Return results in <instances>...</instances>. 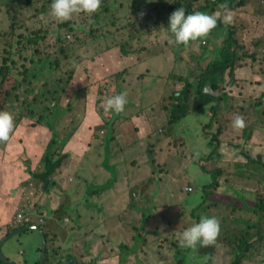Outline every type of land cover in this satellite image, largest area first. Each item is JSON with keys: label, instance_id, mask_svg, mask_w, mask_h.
<instances>
[{"label": "rangeland", "instance_id": "1", "mask_svg": "<svg viewBox=\"0 0 264 264\" xmlns=\"http://www.w3.org/2000/svg\"><path fill=\"white\" fill-rule=\"evenodd\" d=\"M246 1L253 2V11L247 7H242L240 12L232 13V25L227 24V27L221 29L216 25L205 37L192 40L189 45H185L170 44L168 42V35H164L162 32L163 28L166 29V25L156 28L159 32L157 37L149 38L141 34L140 38L133 40L129 38L130 28L134 24H138L139 20L142 23L137 26L138 29L141 28L140 32H142L145 25L151 27V22H155L156 19L159 22L161 20L167 22L171 13L169 12V0H102L100 8L95 13H75L65 21L58 20L50 15L51 0H20V3H15V8H11L10 11H8L7 6L12 4L11 0H0V62L5 57H9V53L12 55L11 64L14 63L13 58L16 57V63L10 65L9 71L5 73L9 77L5 85L14 83V78L18 76L19 71L25 72L32 69L30 74L32 76V86L30 85L32 90L27 92L24 97L32 105L34 104L29 108L39 111L42 106L40 105L41 107L38 109L39 105H36L35 100L30 98L29 95H36V92H39L36 96L44 94L46 97L48 93H55L57 100H61L62 112L54 108L56 114L54 125H57L61 138L73 137L86 124L87 115L92 114L95 116L97 114L99 123L94 127V136L97 137L95 141L100 146H103V141L105 148H107L115 137V144H112L114 149L111 150L114 156L132 154L135 156L134 162L137 158L140 161L146 160V154L150 156L151 152L146 151L149 147H147L145 135H152L150 139L154 143H156V140L159 141L158 146L152 149L155 156L161 151L170 152L172 155L158 154L155 157L158 163L153 161L145 162L144 165H140L139 162L134 163L126 172V175L129 174L128 178L141 177L138 184L131 186L129 190L126 189V201L140 200L138 211L134 215L133 213L126 214L128 218H126L125 226L128 227L123 230L124 235H117L118 231L114 227L107 228L108 232L105 231L107 236H103L99 243L90 245L89 249L79 253V259L77 260L79 264H92L94 260V264H96L98 259H106L107 256L110 257V261L115 262V258L120 257L122 253L120 246L123 244L131 246L133 243L137 245L136 252L130 254V252L123 251V254H126L122 256V263L125 260L124 264H205V258L190 254L188 250L178 246L176 233L191 223L197 222L199 219L195 218H199L201 214H209V211L212 213V215L209 214L210 216H216L220 221L221 234L219 233L216 239L220 242L216 247H214L216 241L207 247L204 246L202 251L204 248V251L209 249L215 253L216 251L222 252L220 256H216V254L211 256L212 260L209 261V264H234L237 257L222 256L238 244L235 238L239 233L247 231L246 223L250 222L251 225L257 223V215L251 209H256L258 199H264V0ZM192 2H190L191 6L196 8L198 4ZM199 3L201 4L202 1H199ZM104 6L111 8L105 13L102 9ZM97 14L100 15L99 21L92 23V17ZM67 22L73 23L76 31H69L72 26H64ZM230 27H232V31H230ZM90 32L95 34L96 37H92ZM33 33L41 36L39 51L36 55H33L28 46L21 49L18 44L19 36H30ZM144 33H153V30ZM67 34H69L70 41L65 39ZM231 34L233 35L232 38L238 41L236 50L233 48L237 52V61L240 60L241 56H244L241 63L249 69L250 73L254 74L256 79L250 76L249 97L251 101L249 99L246 101L236 99L232 95L229 97L236 100L235 102L228 100V103L233 105L232 115L233 117L236 114L242 116L244 127L237 128L234 136L230 134L229 136L226 134L222 136L221 134L219 140L225 135V142L238 139L240 144L243 142L246 145H244L245 147L243 145L238 147L237 150H234V153H232V150L227 153L221 148L222 145L217 147L218 142L210 143L208 139L202 138L206 126L210 132L217 131L216 128L210 125L211 118L208 117L209 111L206 110V106L210 108L214 105V102H212L214 99L203 97V101H200L198 107L190 104L180 109L184 114L187 113L185 117L187 121L184 123L178 124L177 122L171 125L168 124V121L171 114V104L175 101L171 97L172 94L175 91H182L187 80L192 81L193 78L200 77L203 73L202 70L207 66V60L212 56L209 53L206 55L205 60L199 62L198 56H200L203 49L207 47L213 50L216 46L225 44L228 42L226 39L229 40ZM153 39L157 42L156 48L150 47L148 50L143 51L146 48L145 44L153 42ZM201 40H204L205 44ZM123 47L124 53L121 49ZM195 48H198V50ZM6 50L10 52L6 54ZM122 55L127 56V60L118 65L116 59L122 58ZM252 56H255V59ZM41 58L46 60L41 63L42 67L39 70L36 64ZM89 58L93 59L89 60ZM31 59L35 60V64L31 62ZM138 59L146 61V67L142 63L135 66ZM197 60L199 65L196 66ZM198 66L200 69H198ZM79 72L83 73L82 77L76 75ZM3 76L4 74L0 75L1 78ZM209 77L211 79L207 81L215 83V77L212 74ZM235 78L241 80L244 86L249 87L247 83H244L243 76L235 74ZM95 80H99L101 85H87ZM124 85H126V90H124ZM91 86L92 92L90 93ZM144 87H148L151 99L144 98L141 103H138L142 107L147 101H150L151 106H154L155 111L153 113L155 115L151 119L149 131L146 133L143 128V132L146 133L143 135L145 144L142 146L138 144L134 149L131 148L132 153H130L128 148L131 143V134L122 128L125 120L124 115L132 114V110L126 111L127 106L125 105L124 110L116 114L110 110L106 111L103 105L109 96L124 92L127 102L130 101L129 107L133 108L131 99L135 97L137 100V95L132 96V94ZM242 90L243 88L234 95L245 96ZM259 100L262 102V108L260 109L255 104ZM24 102L25 100L21 102V105L24 106ZM53 102L51 101L50 106H53ZM234 103L236 108H234ZM225 104L227 105V103ZM90 105L91 107H89ZM163 107L168 109L169 113ZM241 107L244 109L242 110ZM238 108L242 111L236 110ZM47 114L52 115L50 120L52 123L53 112ZM113 114H116V117H113ZM228 114V112L222 113V116H224L222 117L224 121H222L220 118L221 111H219L215 121L224 124L225 127L230 119L229 116H225ZM164 117L168 119L166 120ZM13 118V132L10 134L8 141L0 142V162L2 157L6 155L7 149L13 157H17L23 148V143H28V140L23 138L24 133L29 132L31 126L40 122L38 115L27 116L21 120L19 119L20 114L17 113L16 117ZM195 120L205 121L198 128V125L194 122ZM44 122L49 124L46 120ZM139 122L140 120L137 121V123ZM45 123L35 127L41 126L50 133L46 144L49 146L53 141L54 134ZM176 126L178 128L184 126L186 132L182 134L180 129L176 134L174 131ZM246 127L253 131L248 139H244L245 134L243 137L241 136ZM163 129H165V132H162ZM210 132L209 135H213ZM119 135L128 143H126L125 153L123 154H119L117 151L116 144L120 139ZM182 136L186 139V145H183L181 149L178 145L182 143ZM108 139H111V141ZM100 140L102 144L99 143ZM11 143H14L12 148L8 146ZM191 145L197 151L195 155H204L201 151H205L207 145L210 149V152H208L209 157L212 150L216 148L224 155V160L219 161L212 168L206 167L207 171H216L217 169L223 171L218 177L219 187L215 191L212 190L213 193L209 197H205L206 194L204 196L203 187L212 181L210 173L202 171L195 162L184 161L194 152ZM238 151H240L239 155ZM213 156L210 157L212 160H214ZM171 157H173V161L168 164L166 159ZM229 158L232 159L226 160ZM251 160L256 164L252 163L247 167L238 165L248 163ZM99 161L100 159L97 163ZM182 161L187 164V168L181 165ZM118 171L121 170L118 169ZM168 176L173 177V179H168ZM169 180L172 182H168ZM165 187L168 193H171L169 187L174 189V193L180 196L181 202L187 200L186 203L192 208L189 214L191 211L197 210L196 207L201 203V197L206 208L199 212V217L193 218L189 215L187 218H179L178 215L184 205L183 203L181 205L178 198L172 200L169 194H162L161 191ZM187 187L192 189L188 191ZM69 204V201H66L62 209L71 212L72 207H69ZM168 204H171V206H168ZM80 209L77 213L82 211L84 215L82 217L78 216V218L80 225L84 226L87 211L84 208ZM196 215H198V211ZM149 216H152V220L149 224H146L148 219L145 221L144 217ZM72 217L70 215V221H72ZM168 221H172L171 226L167 224ZM60 222L63 225H69L65 222L63 216L60 218ZM150 225H155L154 229H147ZM260 227V230L256 229V236L257 239L259 236L263 239L257 242L255 248L259 244L264 245V219ZM77 233L75 232L74 236ZM250 233L253 234L254 231L252 230ZM81 236L84 237V230L78 234V238ZM10 239L11 241L3 251L4 254H8L14 247L15 249H12L15 251L13 256H21L26 264L27 262L28 264H35V261H41V256H43L41 249L43 248L44 252L46 243L41 231L37 229L25 231ZM135 239L136 242H134ZM80 242H82V239ZM79 244L81 250L85 248L84 244ZM220 245H222V248H219ZM180 252L183 253L179 254ZM255 252L257 254L255 264L257 261L264 262V260L260 261L258 259H264V249L259 248ZM176 254L179 255L176 256ZM26 260L28 261L26 262ZM245 260V264H249L250 257Z\"/></svg>", "mask_w": 264, "mask_h": 264}, {"label": "crops", "instance_id": "2", "mask_svg": "<svg viewBox=\"0 0 264 264\" xmlns=\"http://www.w3.org/2000/svg\"><path fill=\"white\" fill-rule=\"evenodd\" d=\"M174 1L175 0H171V2H169V8L170 5L174 3ZM248 2L249 3H244L243 5L238 7L237 10L232 9L231 13L240 12L242 7H247L251 11H253V6H254L253 2L251 1ZM192 3L200 4L199 1H193ZM217 11L222 16L225 10H217ZM169 12L171 11L169 10ZM155 28H159V26L156 25L151 26V29L155 31L153 33L144 34V36L149 38L157 37L159 32ZM162 32L164 35L167 34L165 28H163ZM167 35L169 36L170 34ZM156 43L157 42L153 39V42L149 44H145L146 48L143 51L148 50V48L150 47L156 48ZM126 60H127L126 57L116 59L118 65L121 62H125ZM141 63L144 67H146L145 65L146 61H141L139 59L136 60L135 66ZM170 63L172 65L171 61ZM236 75L243 76L244 83H247L249 87L244 86L241 80L239 81L236 78L237 84L234 85L231 89H229V91L231 92L234 98L242 99L246 101L250 99L249 97V90L251 88L250 76L254 77V74L250 73L249 69L246 66H243L242 68L236 70ZM198 78L199 76L193 78L192 81L191 80L189 81L192 83H196L198 81ZM92 84L93 85L95 84L97 86L101 85L99 80H95L87 85H92ZM210 85H211L210 82H207L204 85L203 91L204 90L209 91ZM242 88H243L242 91L244 92L245 96L234 95L236 93H239ZM90 90L91 93L92 86L90 87ZM124 90H126V85H124ZM195 98L196 96L191 95L188 100V105L193 104ZM216 100L212 101L214 102V105L218 103ZM228 100H231L233 102L236 101L233 98H229V97ZM133 102H137V101L133 99ZM228 104L229 107L223 101L220 104V111H221L220 118L222 119V117H224L222 116V113L224 112L229 113L228 115H225L230 117L229 122L227 123L228 125L225 124L226 126L224 127V124L218 122V124H216L215 126V128L218 130L220 125H222V128L220 129V135L222 134V136L223 134H226L227 136H229V134L231 136H234L235 132L237 131V128H234L231 123L233 119V115H232L233 105L230 103ZM89 107H91V105ZM234 108H236L235 103H234ZM130 109L132 110L133 113L124 115L125 120L123 122L122 129L130 132L131 134V143L129 144L130 146L128 148V152L132 153L131 148L134 149L138 144L140 146L145 144L143 135L146 134L151 127V119L155 115L153 113L155 109L154 106H151L150 101L146 102L143 107H141L137 103L135 104V106H133V108H130L129 105H127L126 111H130ZM163 109L165 110L166 108L163 107ZM206 110L209 111L208 106H206ZM236 110H241V109L238 108ZM166 111L169 113L168 109H166ZM87 117L88 119L84 127L81 128V130L78 131L75 135H73V137L68 141L66 146L62 149L63 154H68L69 157L64 159L61 167L54 176L53 179L54 184L52 185V189L46 192L41 207L37 206L38 210L28 215L29 219L32 221V224L27 227L39 226L40 228H42L41 231L42 236L44 237L45 235L44 241H46L47 248H49L50 251V261L48 264H79V262L77 261L79 259L78 256L79 253H83V251L90 248L89 247L90 245H96L97 243H99V240H102L103 236H107V234L105 233L106 230L108 232L107 228L114 227L118 231L117 235L119 234L124 235L123 230H125L128 227L125 226L127 220L126 218H128L126 214L133 213L134 215V213L138 211L139 208L138 204L140 202V200L126 201V193H127L126 189L129 190L131 186H135L136 184H138V181L141 178V177L128 178L127 176H129V174L126 175V172L134 165V163L137 164L139 162L140 165H144L145 162H150V161H153L154 163H158L155 160V157L158 154L162 153L163 155L166 156L167 155L172 156L170 152L166 153V151H161L157 153V155L155 156L152 149L153 147L158 146L157 144L159 141L156 140V143L152 142L150 139L152 138V135L149 136L145 135V141L147 147H149L146 149V151L151 152L150 156L146 154L147 156L146 160L140 161L137 158L134 162L135 156H133L132 154L123 155V156H119V155L114 156L111 153V150L114 149L112 144L113 143L115 144L116 138L114 137V139L109 143L107 148H105L103 141H102L103 146L98 145L97 142L95 141L97 137L94 136V127L99 123L98 122L99 117L97 114H95V116L92 114L87 115ZM208 117H210V113H208ZM164 118L166 120L168 119L167 117ZM138 120H140L139 123H137ZM205 120H195L194 122L196 123V125H198V128H200L203 121ZM186 121H187L186 119H182L181 121L178 122V124L184 123ZM222 121L224 120L222 119ZM143 128L146 130V133L143 132ZM180 129L182 134L186 132L184 126L183 128H178L176 126V129L174 130L175 133L177 134ZM162 132H165V129H163ZM49 134L50 133L46 129L41 128V126L38 127L31 126L29 128V132L24 133L23 138H26L28 140V143L27 144L23 143V148L20 151L19 155L17 157H13L11 152L8 151L7 149V151L5 152L6 155L3 156L1 159L0 247L2 245L1 247L2 251H5L6 246L11 241L10 238L13 239L17 235H19V234L13 235L9 237V239H7L5 243H3V241L7 238V236H10L13 232H15V229H18L12 226V222L18 216L19 212L27 207V205L25 206L27 201L26 196L22 195V193L24 192V194H26V190L28 189L32 190L30 188L29 183L33 180H31L32 179L31 174L28 173L25 163L29 162L32 167L41 166V160L44 158V155L48 147L46 144L49 138ZM168 137L169 139H171L170 136ZM202 138L205 139L204 134ZM225 140L226 139L224 135V137H222V139L219 140L220 143L218 147L222 145L221 148L224 149V151L227 153L229 152V150H232V153H234V150H237L238 147H242V145L243 146L246 145L243 142L242 144H240L238 139L229 140L227 142H225ZM181 142L182 143L178 145L179 148H181L183 145H186L185 143L186 139H184L183 136L181 137ZM99 143L102 144L101 140ZM126 143L127 141L125 139H122L120 136V139L117 141L116 144L117 151L119 154L125 153ZM13 144L14 143H11L8 146L12 148ZM160 146L162 147V145ZM192 147L194 148V152H192V154H190L188 158L185 159L184 161L189 163L195 162L202 169L203 166L199 162L203 156H208V152H210V149H208V145H207L205 151H201L204 155H195L197 151L195 150L194 146ZM239 153L240 151H238V155ZM213 157L214 160H212L211 158L209 162L203 163L204 167L212 168L219 161L224 160V155H222L221 152L219 151H217ZM98 159H100L99 163H97ZM230 159L232 158L226 160H230ZM166 160L169 164L170 161H173V157L167 158ZM181 165L187 168V164H185L183 161L181 162ZM118 169H120L121 171H118ZM202 171L204 170L202 169ZM168 179H173V177H169ZM33 182H35L37 186L41 184L37 180ZM168 182H172V181L169 180ZM169 190L171 191V193L170 192L168 193L167 188L165 187L161 192L162 194H169V197H171L172 200H174V198H178L179 201L181 202L180 196L174 193L173 191L174 189L169 187ZM66 201H69L70 203L69 207H72V210H70L71 212L62 209ZM186 201L187 200L185 199L183 202H181V205L183 203L184 206L181 209V213L178 215L179 218H187L189 216L190 209H192L190 208L189 204L186 203ZM168 206H171V204H168ZM80 208H84V210L87 211L84 220L85 223L84 226L80 225V220L78 218V216L82 217L84 215L82 211L77 213L78 209ZM70 215L73 216L72 221H70L71 219ZM62 216L64 217L65 222L69 225H63L60 222V218ZM147 219L148 221L146 222V224H149L150 221L152 220V216L144 217L145 221ZM168 222L169 223L167 222L166 223L169 226H171L172 221H168ZM154 226L155 225H150L147 227V229H154ZM31 229H32L31 231H34L35 228H31ZM37 230L40 231L39 228ZM82 230H84V237L81 236L78 238V234L81 233ZM75 232H78L76 236H74ZM47 233L50 236L49 239L46 236ZM219 233L221 234L220 231ZM81 239L82 242H80ZM219 242L220 240H217L216 243L214 244V247H216ZM79 243L84 244L85 248L81 250ZM219 248H222V245H220ZM252 248H254V245L250 248V250ZM12 249L15 248L12 247ZM12 249L9 251L8 254H4L6 255L5 258L11 260L12 262H15L16 264H26L21 256L19 257L13 256V253L15 251ZM185 249L188 250L190 254H196V256H203V254L211 252V250L209 249L208 251H204L205 250L204 248L202 251V247H200L199 244H197L195 248H185ZM216 252L218 253L219 256L222 255L221 251H216ZM226 252L228 253L225 255L223 254L222 257H231V256L235 257L234 255L229 254L230 250ZM246 252H248V250ZM42 259L43 256H41V261H35V264H42ZM115 259H116L115 262L110 261V257L107 256L106 259H101V258L98 259V263L96 264H118L119 262L118 257H116ZM27 261L28 260H26V262ZM0 264L3 263L0 261Z\"/></svg>", "mask_w": 264, "mask_h": 264}, {"label": "trees", "instance_id": "3", "mask_svg": "<svg viewBox=\"0 0 264 264\" xmlns=\"http://www.w3.org/2000/svg\"><path fill=\"white\" fill-rule=\"evenodd\" d=\"M191 1H202V3L199 5H197L196 8L192 7L189 3ZM12 4L8 5L7 7L9 8L8 11L11 10V8H15V3L18 4L20 3V0H11ZM227 3L228 8L230 10L232 9H236L238 7H240L241 5H243L244 3H249L246 0H175L173 4L170 5L169 10L172 12L174 11L176 8L183 6L185 8L186 12H192V11H196V10H201V11H207L209 13H213V12H218L217 10H225L224 8L221 7L222 4ZM111 7H107L104 6L102 9L103 11L106 13L108 12V10ZM101 9V10H102ZM143 17V16H142ZM100 15L97 14L96 16L92 17L91 22L93 23H97L99 21ZM139 18V17H137ZM155 22H151V26H162V25H167V22L165 21H160L159 20H154ZM141 23L140 20L138 22V24ZM144 23V22H143ZM219 23V24H218ZM218 23L217 25L219 26V28H225L227 27V25L222 24L219 19H218ZM138 24H134L133 27L130 28L129 30V38L136 39L138 38L141 34H147L144 32H152L150 26H143L142 32L141 28L138 29L137 26ZM142 24V23H141ZM231 25L233 24L232 22L230 23ZM112 25V22H111ZM144 25V24H143ZM64 26H72L69 28V31H76V27L73 26V23L71 22H67ZM81 28V27H79ZM232 27H230L231 29ZM156 29V28H155ZM155 30H153L154 32ZM232 31V29L230 30ZM71 34V33H69ZM69 34H67L65 36V39L67 41L69 40ZM92 37H96L95 34H92V32H90ZM233 35L231 34L229 36V40L228 38L226 39L225 44L222 45H218L216 46L213 50L209 49L207 47H205L203 49V51L201 52L200 56H198L199 62L205 60L206 55L207 54H212V56L207 60V66H205V68L202 70L203 73L200 75V77L198 78V81L196 83H192L190 81H186L185 86L183 88V90L177 91L174 94H172V98H174V102H172L171 104V114L169 116V121L168 124L174 125L177 122L181 121L182 119H185L186 114L187 113H183L181 112L180 109H183L184 106L188 105V100L190 98L191 95L196 96L195 101H194V107H198V105L200 104V101H203V97H208L210 99H214L216 100L217 97V104L216 105H212L209 108V113H210V118H211V123L210 125L212 127L215 128L216 124H218L217 121H215V118L218 117V112L220 111V104L221 102H225L227 103V106L229 107L228 104V97H230L232 94L229 91V89H231L234 85L237 84V80L235 78V74H236V70L242 68L243 66H245L243 63H241V60L244 59V56H241L240 60H238L237 58V52H235L236 50V43L238 42L236 39L232 38ZM18 44L20 46L21 49L26 48L27 46L30 48V50L33 52V55H36V53L38 54L39 51V45L41 43V36L40 35H36V34H32L30 36H24L21 35L18 37ZM140 38V37H139ZM63 39V40H65ZM196 40H199L198 38ZM203 41V40H201ZM192 41H190L187 45H189ZM202 45V43H201ZM203 46V45H202ZM23 47V48H22ZM235 48V50L233 49ZM122 52L124 53V47L121 48ZM196 50H198V48H195ZM6 54H8L10 51L6 50L5 51ZM65 52V51H64ZM123 57H127L122 55ZM5 57V56H4ZM253 59H255V56H252ZM93 58H89V60H92ZM42 60V58H41ZM39 60L37 65V69L41 68V63L45 62L46 59L44 60ZM12 55L11 53H9V57H5L1 62H0V75L4 74L3 78L0 77V111H4L7 112L11 115H14L13 117H16V114L19 113L20 114V118L19 119H23L27 116H35L38 115L39 116V124H34L33 126L36 125H40V124H44V120H46L49 124H47L49 126V128L52 130L53 134H54V138L53 141L51 142V144H49V146L47 147L46 153L44 155V158L41 160V166H36V167H32L31 164L29 162H26L25 165L27 167V171L29 174H31V180L33 181H38L39 183H41L40 185H38V189H39V195L41 197L35 196L34 192L32 190H26V194H24V192L22 193V195L26 196V203L28 204V199L31 197L33 199L34 205L37 207H41V204L44 200V196L46 194V192H48V190L52 189V185L54 184V176L56 175L57 171L59 170V168L61 167L63 161L65 158H68L69 155L68 154H63L62 149L66 146V144L68 143V141L70 140V138L72 136H68L67 138L63 139L60 136L59 130L57 129V125H54V118L56 116V114L54 113V108L57 111H61L62 112V107L60 105L61 100H57L55 93H48L47 96L45 97L44 94H40V96H36L37 94H39V92H36V95L30 94L29 97L35 100L36 105H39V108L41 107V110L37 111L36 109H31L29 108L30 106L32 107V103L28 102L26 100V98L24 97L27 92H30L32 90V88L30 87V85L32 86V76L31 74V70H26L25 72L19 71L18 72V76H16V78H14V83L12 84H7L5 85L7 79L9 78L7 75H5L6 72L9 71L10 69V65H14V63H16V57L13 58V62L12 63ZM31 62L33 64H35V60L31 59ZM198 64V60L196 63V66ZM199 65V64H198ZM195 67V65H194ZM198 69H200V67L198 66ZM40 70V69H39ZM213 75L215 77V83H210V89L209 91H203L204 85L209 81V79H211V77H209L210 75ZM76 75H78L79 77L83 76V73H76ZM38 76V75H37ZM37 76H35V78H37ZM22 77V79H21ZM208 80V81H207ZM183 81V80H181ZM219 82V83H218ZM222 84V85H221ZM138 92V93H137ZM148 87H144L136 92H134L132 94V96L137 95V100L135 99V97H133V99H135V101L137 102H131V104L133 106H135V104H139L138 102L141 103V100L144 98H148L151 99V96L148 93ZM133 99H131V101H133ZM24 106L21 105V102L24 101ZM251 101V99H249ZM51 101L53 102V106H50ZM148 102V101H147ZM261 100H259L258 102H256L255 104L257 105L258 109L262 108L261 107ZM130 104V101H128L126 103V106ZM41 105V106H40ZM143 107V106H142ZM125 108V107H124ZM23 109L24 111H19ZM241 109L243 110L244 108L241 107ZM51 113L53 112V121L52 123L50 122L51 120V116L47 113ZM117 114V113H116ZM116 114H113V117H116ZM253 119V118H252ZM21 120L19 121V124L21 122ZM19 126V125H17ZM222 128V125H220L219 129L216 132H210L208 131L209 128L206 126L203 130V134H204V138L208 139L210 143H215L219 141V135H220V129ZM209 132L212 133L213 135H209ZM253 133V131H251L248 127H246L243 130V135L245 134V138L244 139H248L250 137V135ZM110 136V135H108ZM109 141H111V139H108ZM214 145V144H213ZM212 145V146H213ZM218 147V146H217ZM218 148H216L215 150H212V154L210 155L213 156L214 153L217 151ZM209 156H203L202 159L200 160V164H202V169L205 172H209L211 177H212V181L208 184H205L203 187V192H204V196L206 194L205 197H209L212 195V190L215 191L218 187H219V182H218V177L220 176V174L223 173L222 169H217L216 171H207L206 167H204L205 162H209L210 158ZM255 163L254 161H250L248 163L245 164H238L241 167H247L249 166V164ZM256 164V163H255ZM30 180V181H31ZM29 181V182H30ZM31 181V182H33ZM30 182V183H31ZM29 183V185H30ZM209 190V191H206ZM203 198L201 197V203L196 207L197 210H193L190 212V217H199V212L201 210H203V208H206V205L204 203H202ZM217 206H219L218 204H216ZM257 206V207H256ZM256 209L251 211L253 213H255L257 215V223L251 225L252 223H246L247 225V231H244V233H239L236 238L235 241L238 242L237 245H235L234 247H232V250H230L229 254L234 255L235 257H237L234 260V264H245L244 260L247 259V257H250V262L249 264H255V261L257 259V254H256V250H258L259 248L264 249V245L263 244H259L256 248L255 245L257 244L258 241H261L263 239V237L259 236L257 239L256 236V229L260 230L261 227L259 228V225L261 223V221H263L264 219V199H258V202L256 204ZM198 211V215H196V212ZM208 212V211H207ZM209 214L212 215V213L209 211ZM209 214H201L199 218H195V219H200L203 216H210ZM259 222V224H258ZM32 221L29 223H26L25 227H27V225H31ZM22 228H25L23 226H21ZM20 229V227H19ZM18 229H15V231ZM254 231V233H250V231ZM140 232V230L138 231V233ZM255 235V236H253ZM47 238L49 239L50 236L47 233L46 234ZM257 239V240H255ZM254 240V241H253ZM134 242H136V239L134 240ZM146 243V242H145ZM254 245V248H252L250 250V248ZM201 247V246H200ZM122 253L120 255L119 258V262L118 264H124V261L122 263V256H125L123 254V251H127L130 252V254H132V252H136L137 249V245L136 244H132L130 245H121L120 246ZM248 250V252H246ZM43 251V248L41 249V252ZM183 252H180L179 254H181ZM129 254V255H130ZM136 255V253H134ZM179 254H176V256H178ZM216 254V256L218 255V253L216 252H208L203 254V256H200L204 259L205 264H209V261H211V256H214ZM260 261H263L264 259L262 258H258ZM0 261L3 264H10L8 263L1 255H0ZM50 261V251L49 248H47V257L45 260L44 264H48ZM246 261V260H245ZM95 263V260L92 262V264ZM181 263V262H180ZM260 262L257 261L256 264H259ZM260 264H264V262L260 263Z\"/></svg>", "mask_w": 264, "mask_h": 264}, {"label": "clouds", "instance_id": "4", "mask_svg": "<svg viewBox=\"0 0 264 264\" xmlns=\"http://www.w3.org/2000/svg\"><path fill=\"white\" fill-rule=\"evenodd\" d=\"M171 2V0H169ZM102 0H51L50 15L65 21L75 13H95L101 6ZM225 9L221 16L219 12L209 13L196 10L186 12L183 6L176 8L168 17L166 33L168 42L175 44H188L192 40L205 37L210 30L217 25L230 24L233 20L231 10L227 3L221 5ZM127 103L124 92L109 96L104 101V109L113 113H120ZM234 128H243L244 119L236 114L232 119ZM14 130V118L11 114L0 111V142L8 141ZM21 229V228H20ZM220 231V221L216 216H203L197 222H193L183 230L176 233L180 248H195L197 244L204 247L215 242Z\"/></svg>", "mask_w": 264, "mask_h": 264}, {"label": "built area", "instance_id": "5", "mask_svg": "<svg viewBox=\"0 0 264 264\" xmlns=\"http://www.w3.org/2000/svg\"><path fill=\"white\" fill-rule=\"evenodd\" d=\"M203 44H205V41L203 40L202 42ZM30 188L33 190L35 196H38V186L35 182H31L30 183ZM188 191H190L192 188L191 187H187L186 188ZM28 195V194H27ZM38 210V207H36L34 205V202H33V199L30 197L28 199V204H27V207L24 208L22 211L19 212L18 216L15 218V220L12 222V226L14 228H18L21 227V226H24L26 225V223H29L31 222V220L29 219L28 215L29 214H32V212L34 211H37ZM29 226V225H27Z\"/></svg>", "mask_w": 264, "mask_h": 264}, {"label": "water", "instance_id": "6", "mask_svg": "<svg viewBox=\"0 0 264 264\" xmlns=\"http://www.w3.org/2000/svg\"><path fill=\"white\" fill-rule=\"evenodd\" d=\"M261 223H262V221H261ZM261 223H260L259 227L261 226ZM31 228H35V229H38V228H39V230L42 231V228H40L39 226H33V227H25V228H21V229L16 230L15 232H13L10 236H7V238L3 241V243H5V241H6L7 239H9V237H11V236H13V235H17V234L23 233V232H25V231H31V230H32ZM43 234H44V233H43ZM44 237H45V235H44ZM45 240H46V239H45ZM3 243H2V244H3ZM1 247H2V245H1ZM1 247H0V255H1L2 257H4V259H5L6 261H8V263L10 262V264H16L15 262H12L11 260H8L7 258H5V255H4V253H3L2 249H1ZM46 257H47V243H45V246H44V252H43L42 264L45 263Z\"/></svg>", "mask_w": 264, "mask_h": 264}]
</instances>
